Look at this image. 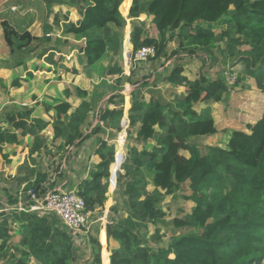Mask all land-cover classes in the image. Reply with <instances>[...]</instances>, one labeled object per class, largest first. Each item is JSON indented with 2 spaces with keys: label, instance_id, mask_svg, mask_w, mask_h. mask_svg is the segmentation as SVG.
I'll list each match as a JSON object with an SVG mask.
<instances>
[{
  "label": "trees",
  "instance_id": "16d2710c",
  "mask_svg": "<svg viewBox=\"0 0 264 264\" xmlns=\"http://www.w3.org/2000/svg\"><path fill=\"white\" fill-rule=\"evenodd\" d=\"M123 1L65 2L81 13L82 18L77 24L65 22L63 32L86 38L83 51L87 68L100 63L109 51L113 53L112 58L122 52L120 43L127 25L120 10ZM143 14L146 18L142 20ZM128 18L134 52L143 46H156L157 53L149 60L159 62L164 71L152 72L149 75L152 81L134 80L133 66L131 74L125 75L124 66L112 62L104 69L102 77L117 75L115 84L102 82L94 91L79 86L65 88L61 97L46 103V112L53 111L52 122L33 117V110L28 107H13L5 111L8 126L0 128V152L3 144L20 143L22 137L30 134L34 138L30 155L42 151L51 155L43 134L50 123L55 140L63 139L57 149L83 142L88 138L83 127L90 111H97L102 122L94 127L93 133L105 135L106 130L111 129L109 138L115 139L122 131L125 104L122 92L126 80L133 86L128 134L135 133L142 148L130 146L121 165L122 171L117 173L115 204L110 209L101 241L107 243V234L108 239L119 243V248L111 251L110 262L109 253L104 249V264L263 262L264 113L255 124L249 125L250 133L232 131L223 148L202 143L203 138L217 134L219 128L209 108L201 113L194 107L199 102L223 101L230 86L245 83L247 76L258 80L264 91V0H132ZM150 23L157 30V36L151 34ZM2 27L7 46L19 57L17 65L25 63V57L42 58L52 48L49 45L53 41L51 28L46 24L42 36L18 29L8 20L2 22ZM170 44L175 46L174 49H170ZM127 45L128 52V41ZM216 52L219 53L216 55ZM200 54H206L201 58L207 65L210 58L219 60L218 55L223 62L234 60L233 65L239 68L234 84L229 85L224 73L215 77L201 73L190 79L184 73L183 63L172 69L166 66V60L172 57L183 60ZM52 56L49 54L45 60L52 62ZM73 71L77 72V69ZM20 83V79L15 78L12 85L19 86ZM158 83L165 84L164 88L151 89L147 100L146 87ZM180 86L186 90L178 92ZM247 87L243 86L244 89ZM73 95L82 100L76 108L68 100ZM104 135L99 138L95 150L101 161L77 187L85 201V210L92 213L96 208L104 207L108 199L110 167L115 162V146ZM125 138L126 134L122 132L119 140ZM124 156L122 149L117 152L113 171L118 169ZM37 173L40 174L37 169L32 172L33 175ZM147 177L154 184L151 192ZM47 179L48 175L41 173V177L24 190H36ZM50 184L54 187L55 181ZM185 184H189L191 194L184 196L194 202L191 213L186 216L192 229L174 237L167 248L154 250L143 230L150 224L166 222L167 213L162 202L166 196L180 193ZM46 188V184H40L37 195ZM16 202L17 198L10 204ZM12 206L7 208L12 212L11 220L4 212L6 210L0 213V249L7 247L13 230L22 231L23 248L17 255L12 253L11 264H77L80 261V244L56 214L18 212ZM153 239L158 242L160 235H154ZM91 243L93 264H101L102 244L99 238L92 239Z\"/></svg>",
  "mask_w": 264,
  "mask_h": 264
},
{
  "label": "crops",
  "instance_id": "0c3cea01",
  "mask_svg": "<svg viewBox=\"0 0 264 264\" xmlns=\"http://www.w3.org/2000/svg\"><path fill=\"white\" fill-rule=\"evenodd\" d=\"M63 1L64 2L62 3L60 0H0V128H6L8 126L5 122V111L13 107H28L33 110V117H42L46 120L52 121L51 115L53 112L50 114L46 112V103H52L54 98L61 97L64 89L67 87L72 88V86H79L85 89H90V86L92 85L88 86L87 83L78 84L79 81L83 79L82 77L85 76V73L83 72L85 70L83 69H87L88 73H90V69H92L86 67V57L83 51V47L86 44V38L78 37L73 33L66 34L63 32L65 22L71 21L77 24L82 18L81 13L78 8L66 4L65 2L67 0ZM123 3V7L126 6V8H129L132 4V0H124ZM121 8L122 5L120 10ZM4 19H7L18 29H27L35 36H42L45 33L44 25L46 24L51 28L50 35L53 38V41H51L49 45L52 48L49 49L42 58L33 55L31 57L33 59L28 58L25 63L17 65L16 58L13 57V50L7 46L4 38L3 27L1 25ZM218 53L219 52H216V55ZM49 54L54 55L52 57L53 60L57 61V64H54L53 61L50 63L45 61L46 56ZM202 55L206 54H200L199 56L189 59L202 60ZM218 56L219 61L223 63L222 58L220 57L221 55ZM35 59L41 61L37 73L35 72V68L38 67V65L33 63ZM211 60L213 65L218 63V61L216 62V59H214V61L211 58ZM167 61H172V59ZM206 65V63L203 64L202 61H199V71L194 78H189L195 79L201 73H205L210 77H215L220 74H216V72L210 73L209 69L205 67ZM195 66L198 65L195 64ZM67 68L70 70L76 68L79 72L77 71V73H74L72 70H69L70 72H68ZM30 73L33 74L32 77L29 76ZM16 76L22 78L20 81L21 83L19 86H12V81H14ZM244 82L248 87L243 89L245 90V95L249 97L247 98V103L245 102L243 104L242 110H252L253 114L245 115L242 113L240 120L235 117V108H232L234 112L231 113V115L229 114L223 121H220L218 118L221 114L222 102L212 103L211 105L199 102L202 105L203 110L206 108L211 110L212 116L219 128L217 134L205 137V139H208V142H206L208 145L221 146L220 143H213L212 141L216 138L218 139L223 133L230 135L235 129L248 132L245 128L246 124H254L262 117L264 110L262 109L261 112L259 111L261 99L264 97L261 83L248 76L245 78ZM62 83L65 85L61 88L60 85H62ZM125 89L126 91H129L128 86L126 85ZM230 98V103H232L235 101V98L236 101L238 100L237 102H240L241 97L238 98V96L235 97V95L232 94ZM73 99L77 100L73 101ZM68 100L72 102L74 108L78 107V104L81 102V99L75 98L74 95ZM250 101L255 102L251 107L248 106ZM110 107L113 106L111 105ZM89 116V120H87L83 127L84 133L88 138L83 142H78L73 144V146H70L69 149H73V152L70 155L69 153H65L63 157L57 159V155H55L56 153L54 152L56 146L50 147L47 139L46 144L48 143L47 145L49 146L51 156H48L45 151H42L39 154L35 153L31 156L30 148L34 138L30 134L22 137L20 143H6L2 145L3 149L2 152H0V213H2V210L7 211V208L10 207V205L15 206L17 202L15 204H10L11 200L17 198L18 201L17 196H19V193L25 191L24 188L28 184L34 183L39 177H41V173H46L48 179H52V174H55L53 172L54 166H56V170L60 172L59 176L61 179H65V181L61 183L60 180L58 181L55 178L54 181L57 185L63 184L66 186L67 182L70 181L72 183L70 188H77L78 184L83 179L90 176L94 165L101 161L99 155L95 154V150L99 144V138L104 134L93 133L94 127L100 122L98 112L91 111ZM51 127H53L52 124H50L44 132L48 138L51 134ZM17 133H20V131H17ZM109 133L111 132L108 129L104 135L106 139L109 138ZM124 142L125 140H119V150H123ZM71 158L74 159L73 165L69 163ZM78 158H80V160ZM36 169L40 171V174L37 173L33 175L32 172ZM48 179L40 184H46L47 187ZM5 193H10L14 197L11 196L8 201H5V199L1 197V195ZM110 204L111 203L107 206L109 207ZM101 210H103V215L100 217V229L102 230L105 228L104 231L106 232V223L108 222L107 219L109 217L110 207L107 212H105V205L104 207H101ZM93 213H95V211ZM95 227L96 225L94 226V229ZM13 232L17 231L13 230L11 233L13 234ZM20 232L21 235L19 237L21 239L22 231ZM101 233L99 240L102 244V248L106 245L114 249L118 247V242L113 239H108L107 234V243L103 244L101 241ZM10 240L8 244L11 243ZM90 245L92 248V243ZM8 247L9 245H7L6 248L8 249ZM91 251L93 250L91 249ZM89 263L91 264L92 261H89ZM101 264H104V259Z\"/></svg>",
  "mask_w": 264,
  "mask_h": 264
},
{
  "label": "rangeland",
  "instance_id": "374dc122",
  "mask_svg": "<svg viewBox=\"0 0 264 264\" xmlns=\"http://www.w3.org/2000/svg\"><path fill=\"white\" fill-rule=\"evenodd\" d=\"M123 4L124 3H122L121 10H122V13H123L124 17L127 19V25H126L125 30H124V35H123L122 42L120 43V45H121L120 48H121L122 52L120 54H118L117 56L113 57L114 58L113 59L112 58L113 53H112V51H109L108 53H106L104 59L102 61H100V63H98L94 67H90V68H92V69H90V73L87 72V69H83L85 71L82 70L85 73V76L82 77L83 79L81 81H79L78 84L87 83L88 86L92 84L90 86V89H89L90 91H94L96 89L95 88L96 85L100 84L102 82H105L108 85L115 84V80H116L117 75H109V76H106V77H102V73H103L104 69L107 68L112 62H116V63L122 64L124 66L125 75L131 74V67L133 66V68L135 69V73H136L134 75V80H141L143 78V80H145V79L149 80L150 79V81H152L151 77H149V75L152 72L159 71V73H162L164 71V67H161L159 62H155V61L153 62L151 60H148L146 62L145 61L134 62L131 59L129 61V64H127V51H126V47L128 46L127 45V41L130 44L129 46H130V51H131L132 54L134 53V50H133V45L130 42V37H131L130 33L132 31L130 20L128 18V13H129L130 7L125 9L123 7ZM145 16L146 15L143 14L141 16V19L142 20L145 19L146 18ZM4 20H7V19H4ZM149 29H150L151 34H153L154 36L158 35L157 30L154 28V26L151 23H150ZM44 31H45V29H44ZM174 47L175 46L173 44H170V49L171 50L174 49ZM13 57L16 58V61L18 62L19 57H16L14 55H13ZM25 58H26V60L28 59L27 57H25ZM31 59H33V58H31ZM83 60H85V59H83ZM52 61H53L54 64H57V61L53 60V57H52ZM199 61H202V60L201 59L191 60L189 58H184L181 61L179 59H175V57H172V61H167L166 60V62L168 63L167 67L169 69H172V67L174 65L176 66V65H178L180 63H183L184 68H185V72L184 73L187 74V76L191 77V78H194V76L197 74V72L200 69L199 68ZM217 61H218V63H216V65H213L212 64V60H211L210 64L206 65L205 67H207L209 69L210 73H213V72H216V74L224 73L226 75V79H227V82L229 83V85H233L235 80H236V76H238V72H239V68L233 65V61L234 60L230 61L228 59L226 62H223V63L221 61H219V60H216V62ZM40 62L41 61L39 59H35L34 62H33V63L38 65V67L35 68V72L36 73L38 72L37 70L40 68L39 67L40 66L39 65ZM190 62H191V64H190ZM195 64H197L198 66H195ZM228 66L232 68V71L231 70L229 71ZM73 69H76V68H73ZM73 69H71V70L73 71ZM69 70L70 69L67 68L68 72L71 71V70L70 71ZM77 71L79 72L78 69H77ZM74 73H77V72H74ZM144 76H146V77H144ZM17 78H19L20 81L22 80V78L20 76L17 77ZM64 85L65 84L62 83V85H60V87L62 88ZM125 85L128 86L129 91H126V89H125L122 92L125 95L124 116H123V118L121 120L122 131L118 133V135L115 137V139L114 138L113 139L112 138L111 139L108 138L109 139V143L113 144L115 146V150H116V153H117L119 151V149H120V146H119L120 135H121L122 132H125L126 138H125V142H124V145H123V151H124V154H125L124 161L126 160L128 154H129V147L130 146L133 145V146H137V148H140V149L142 148V144H140L139 141H137L135 139V133H134V135L131 134L130 136L128 134V129H129V125H130L128 117H129V110H130V107H131V95H130V93H131V90H132L133 86L130 83H128L126 80H124V87H125ZM244 85H247V84L246 83H239L238 85L230 86L231 88H230L229 93L225 96L226 98H224V100L221 101L222 102L221 114H220L219 118L217 117L220 121H223L224 119H226L228 117L229 114L231 115V113L234 112V110L232 108H235V117L238 120H240V117H241L242 113H244L245 115L253 114L252 110H249V109L248 110H242L243 104L245 102L247 103V100H248L247 98L249 97V96L245 95V90L243 89ZM164 86H165V84H163V83H158L157 86L148 85L146 87V92H145L146 99L147 100L150 99L151 91H152L151 89L157 90L158 88H164ZM73 88L74 87L72 86V89ZM185 90H186V88H184V86H180V87L177 88V91H180V92H184ZM232 94H234L235 97H237V96H238V98L241 97L240 98V102H237L238 100L236 101V98H235V101L230 103V101H231L230 97H231ZM75 100H77V99H73V101H75ZM81 102H82V100H81ZM81 102L78 104V106L81 104ZM102 103H105V102H102ZM214 103H219V102H214ZM253 103H255V102L254 101H250L248 103V106L251 107ZM205 104L211 105L212 103L210 102V103H205ZM228 107H230V108H228ZM194 108L198 112H201V113L203 112V108H202V105L200 103H197ZM262 109L264 110V97L261 99L260 110L259 111L261 112ZM51 112H53V111H51ZM51 112H47V113L50 114ZM263 113H264V111H263ZM263 113H262V115H263ZM210 114L212 115L211 110H210ZM89 118H90V116H88L87 120H89ZM50 122H52V121H50ZM249 125L250 124H246V126H245V128L248 131L247 133L251 132L250 128H249ZM52 128L53 127H51V129H50L51 134H50L49 138L46 137V139H48L50 147L56 146V149H55L54 152L56 153L55 155H57V159L59 157H63L65 155V153H69V155H70L73 152V149L72 148L69 149V147L73 146V145L65 146V147L61 148L60 150L57 149V147L63 143V139L62 138H57L55 140V138H54V129H52ZM45 130L43 131L44 135H45V133H44ZM107 130H106V132H107ZM109 130H110L111 133L113 132L111 129H109ZM111 133H109V136L111 135ZM231 133H230V135H231ZM230 135L223 133L222 136H220L218 139L217 138L214 139L212 142L213 143H220V145H221L220 147L225 148L227 146V143H228L229 139H230ZM206 142H208V139L207 138L206 139L203 138L202 139V143L203 144H207ZM59 152H60V155H59ZM182 153H184V154L187 153L188 154V152H186V151H183ZM48 156H51V155H48ZM115 156H116V154H115ZM78 159L80 160V158H78ZM124 161H122V163L119 164L118 169L115 170L116 173L122 171L121 165L123 164ZM115 162H116V160H115ZM115 162H113L111 164V167H110L111 173L113 171L112 170V168H113L112 165ZM69 163H71V165H73L74 164V159L71 158L69 160ZM53 172L55 174H52L53 175V176H51L52 179L55 180V178H56L58 181L60 180L61 183L65 181V179H61V177L59 176L60 172L56 170V166H54ZM147 179L149 180L148 191L151 192L153 190V188H154V184L152 183V181H151V179L149 177H147ZM51 182H53V181H49L48 185L50 186V189H53V187H52L53 185L50 184ZM59 185H61V184H59ZM71 185H72V183L70 181H68L66 186H65V188L66 189H70ZM188 185L185 184L184 189L180 193L170 194V195H168V196H166L164 198V200L162 202V206H163L164 210L167 213L166 216H165V221L166 222L165 223H163V222L161 223L160 222L157 225L150 224L147 229L143 230V233L147 237L146 239L149 241L150 247L153 248L154 250H157L159 248H167L170 245L171 241L174 239V237H176V236H178L180 234H185V233H187L188 231H190L192 229V227L189 225V223L187 222V219H186V216L189 213H191V210H192L193 205H194L191 200H188L184 196V195H190L191 194V190L189 189ZM116 188H117V174H116V182L113 181L112 179H110L108 193H107L108 199L105 202V207H106L105 212H107L109 207L111 209V207L115 203L114 191H115ZM11 196H13V195L10 194V193H8V194L5 193V194L1 195V197L3 199H5V201H8L9 198H11ZM109 203H111V204L108 207L107 205ZM12 208H16V207L12 206ZM16 211L20 212L21 210H16ZM5 213L7 214V217L11 220L12 219V214H11L12 212L6 211ZM102 215H103V210H101V207L96 208L95 209V213L92 214V222H93L94 226L96 225L95 229L93 227L91 232H89L88 234H80L79 235V239H76L78 244H80L79 248H80V251H81V258H80V261L77 264H90L89 261H92V263H93V261H94V253H93V251H91L92 248H91L90 244H91L92 239H95V238H98V237L100 239L101 231L105 230V228H103L102 230L100 229V226H101L100 217ZM110 219H111V217H110ZM108 220H109V217H108L107 221ZM107 223H106V226H107ZM14 231H17V232H13V234H12L13 236H12V238L10 240L11 243L8 244L9 245L8 249L7 248L3 249V250L0 249V264H11L12 253L14 255H17L19 253V250L23 248L22 247L23 244L21 243L22 238L20 239V237H19L21 235V232H20L21 230L17 229V230H14ZM157 234L160 235V239H159L158 242H155L154 239H153V236L157 235ZM0 243H1V240H0ZM17 243H18V245H17ZM104 248H105V250L108 251L109 257L111 255L110 252L112 250H114V248H111L108 245L103 247L102 250H101L102 260L104 259V256H103ZM117 248H119V243H118V247ZM171 256H173V254H171ZM109 262H110V260H109ZM256 264H264V261L261 262V263H256Z\"/></svg>",
  "mask_w": 264,
  "mask_h": 264
},
{
  "label": "built area",
  "instance_id": "2783aa9c",
  "mask_svg": "<svg viewBox=\"0 0 264 264\" xmlns=\"http://www.w3.org/2000/svg\"><path fill=\"white\" fill-rule=\"evenodd\" d=\"M156 53V46L147 45L134 52L131 59L134 62H146ZM48 184L46 191L40 195H37V191L33 189L20 192L16 209L23 212H37L40 215L56 214L73 233L75 239H79L80 234L91 232L94 227L93 213L85 210V201L79 195L77 188L66 189L63 184H55L53 189H50Z\"/></svg>",
  "mask_w": 264,
  "mask_h": 264
},
{
  "label": "water",
  "instance_id": "95a60500",
  "mask_svg": "<svg viewBox=\"0 0 264 264\" xmlns=\"http://www.w3.org/2000/svg\"><path fill=\"white\" fill-rule=\"evenodd\" d=\"M131 58H132V53H131V51H128L127 52V64H129V61L131 60ZM124 126V125H123ZM124 158H125V156L123 157V161H124ZM115 160H117V153H116V156H115ZM116 171H112V173H111V179L113 180V181H115L116 182ZM40 187V185H38L37 186V189ZM36 189V190H37ZM35 190V191H36Z\"/></svg>",
  "mask_w": 264,
  "mask_h": 264
},
{
  "label": "clouds",
  "instance_id": "9594fccd",
  "mask_svg": "<svg viewBox=\"0 0 264 264\" xmlns=\"http://www.w3.org/2000/svg\"><path fill=\"white\" fill-rule=\"evenodd\" d=\"M166 66H168V65H167V62H166Z\"/></svg>",
  "mask_w": 264,
  "mask_h": 264
}]
</instances>
